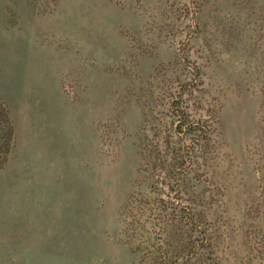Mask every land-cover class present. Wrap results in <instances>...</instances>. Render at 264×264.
Here are the masks:
<instances>
[{
    "label": "rangeland",
    "instance_id": "obj_1",
    "mask_svg": "<svg viewBox=\"0 0 264 264\" xmlns=\"http://www.w3.org/2000/svg\"><path fill=\"white\" fill-rule=\"evenodd\" d=\"M0 112V264H264V0H0Z\"/></svg>",
    "mask_w": 264,
    "mask_h": 264
},
{
    "label": "trees",
    "instance_id": "obj_2",
    "mask_svg": "<svg viewBox=\"0 0 264 264\" xmlns=\"http://www.w3.org/2000/svg\"><path fill=\"white\" fill-rule=\"evenodd\" d=\"M177 116L179 117L180 120H181V118H182V120L187 118L185 115H183V113H180V112H178ZM1 117H2V119H1ZM5 117H6V113L0 112V120L4 121ZM185 125H187L185 121H182L181 124H179L180 131H183V126H185ZM192 126H196V125L193 124Z\"/></svg>",
    "mask_w": 264,
    "mask_h": 264
}]
</instances>
